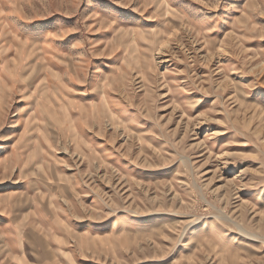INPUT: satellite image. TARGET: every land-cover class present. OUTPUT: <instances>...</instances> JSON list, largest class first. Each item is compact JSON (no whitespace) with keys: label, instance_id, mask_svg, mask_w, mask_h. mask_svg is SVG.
<instances>
[{"label":"rangeland","instance_id":"1","mask_svg":"<svg viewBox=\"0 0 264 264\" xmlns=\"http://www.w3.org/2000/svg\"><path fill=\"white\" fill-rule=\"evenodd\" d=\"M0 264H264V0H0Z\"/></svg>","mask_w":264,"mask_h":264}]
</instances>
